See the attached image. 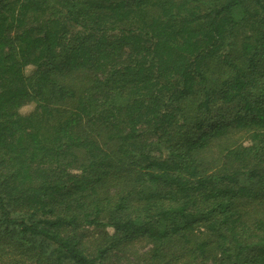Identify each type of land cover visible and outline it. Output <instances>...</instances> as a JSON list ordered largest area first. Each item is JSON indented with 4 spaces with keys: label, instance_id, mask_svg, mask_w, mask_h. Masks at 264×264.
I'll return each mask as SVG.
<instances>
[{
    "label": "trees",
    "instance_id": "trees-1",
    "mask_svg": "<svg viewBox=\"0 0 264 264\" xmlns=\"http://www.w3.org/2000/svg\"><path fill=\"white\" fill-rule=\"evenodd\" d=\"M113 256L264 264V0H0V264Z\"/></svg>",
    "mask_w": 264,
    "mask_h": 264
},
{
    "label": "rangeland",
    "instance_id": "rangeland-1",
    "mask_svg": "<svg viewBox=\"0 0 264 264\" xmlns=\"http://www.w3.org/2000/svg\"><path fill=\"white\" fill-rule=\"evenodd\" d=\"M26 70L28 71L29 68H27ZM33 107H34V104L32 102L31 103H26V104L22 105L19 110L22 113H28L29 111H31L33 109ZM114 254H119L120 255L119 252H115ZM111 261H112V264H113L116 261V258L113 256L111 258ZM119 262L121 264H134L133 260H131L130 258H128V259L126 258L125 259L123 257L120 258Z\"/></svg>",
    "mask_w": 264,
    "mask_h": 264
}]
</instances>
